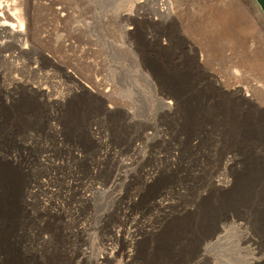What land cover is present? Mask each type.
<instances>
[{
	"label": "rangeland",
	"instance_id": "1",
	"mask_svg": "<svg viewBox=\"0 0 264 264\" xmlns=\"http://www.w3.org/2000/svg\"><path fill=\"white\" fill-rule=\"evenodd\" d=\"M0 16L26 45L0 28V264H264L229 210L245 155L264 164V144L228 145L264 112L251 0H0Z\"/></svg>",
	"mask_w": 264,
	"mask_h": 264
},
{
	"label": "bare ground",
	"instance_id": "2",
	"mask_svg": "<svg viewBox=\"0 0 264 264\" xmlns=\"http://www.w3.org/2000/svg\"><path fill=\"white\" fill-rule=\"evenodd\" d=\"M137 1H139V0H137ZM225 8H224V10H226ZM159 10L160 11L164 10L163 12H166V11H168V7H167V9L166 8L164 9L163 7H159ZM168 15H169V13H168ZM167 17H169V16H167ZM224 18H226V17H224ZM0 19H1L0 20V28L7 30L9 32L8 34H10L12 36L17 35V37H16L17 42H19L20 45L22 44L23 48H24L26 46L24 38H23V36H21L22 38L19 37V35H22L20 33L22 26H23L21 19L16 17V22L18 25H13V24H8L5 22H2L3 17H1ZM4 26L6 28H3ZM7 37H8V35H7ZM12 39L15 40V38H12ZM3 43L7 44L3 41H0V45ZM19 49H21V48H19ZM140 74L143 78L147 79V76L145 74H142V73H140ZM258 101L260 104L264 105V96L261 94L258 95ZM167 104H169V102H167ZM169 106L171 107L170 104H169ZM262 111L263 110H259V111L257 110L258 114L256 115L255 119L251 118V116L248 113L245 114L244 116L241 115L239 117H235V118H237V122L235 124L236 128L230 127V129H229V144H228L229 150L232 147H236L235 153H238L239 152L238 147L241 146L237 142L234 141V137L236 136V134H235L236 132L234 133V130H237V132H238L237 135L240 137V139L241 138L252 139V140H255V142L257 144H264V112H262ZM252 121H254V122H252ZM233 122H235V121H233ZM217 133H219V131ZM256 156L257 155H255V154H253V155L246 154L245 157L247 158V161L243 165V172L242 173L240 172L241 174L239 173L238 175L234 174L233 182H232L233 183V190L231 192H229V210L233 209L237 216L243 217L241 220L244 223L243 225H246V226L248 225V227L250 226L249 228H252L253 229L252 231L255 232L257 236H260L263 238L264 237V164H261L260 160ZM225 209H227V207ZM242 209H243V212H241ZM195 213L197 214V212H195ZM196 225H193L192 222L187 223V220H186L185 224L183 225V229L189 231L191 233V236H193V234L195 235V233H194L195 228L194 227H196ZM246 226H244V227H246ZM240 227H241V225H240ZM82 231L83 230H81V232ZM249 236L250 235L247 234V236H245L246 239ZM195 241L197 242V240H194V244L196 243ZM184 245H187V242H184ZM99 258H100V256H99Z\"/></svg>",
	"mask_w": 264,
	"mask_h": 264
},
{
	"label": "water",
	"instance_id": "3",
	"mask_svg": "<svg viewBox=\"0 0 264 264\" xmlns=\"http://www.w3.org/2000/svg\"><path fill=\"white\" fill-rule=\"evenodd\" d=\"M251 1L255 5V8H256V10L258 12V15L264 21V0H251Z\"/></svg>",
	"mask_w": 264,
	"mask_h": 264
}]
</instances>
